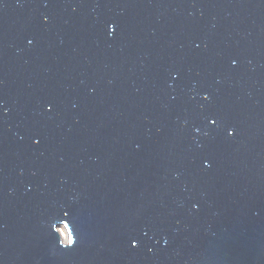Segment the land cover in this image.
Here are the masks:
<instances>
[{
  "label": "water",
  "instance_id": "95a60500",
  "mask_svg": "<svg viewBox=\"0 0 264 264\" xmlns=\"http://www.w3.org/2000/svg\"><path fill=\"white\" fill-rule=\"evenodd\" d=\"M0 264H264V0H0Z\"/></svg>",
  "mask_w": 264,
  "mask_h": 264
},
{
  "label": "bare ground",
  "instance_id": "6f19581e",
  "mask_svg": "<svg viewBox=\"0 0 264 264\" xmlns=\"http://www.w3.org/2000/svg\"><path fill=\"white\" fill-rule=\"evenodd\" d=\"M63 232V230H61Z\"/></svg>",
  "mask_w": 264,
  "mask_h": 264
}]
</instances>
